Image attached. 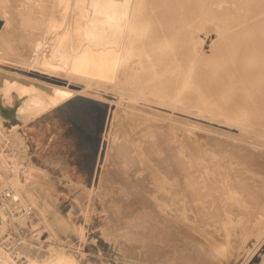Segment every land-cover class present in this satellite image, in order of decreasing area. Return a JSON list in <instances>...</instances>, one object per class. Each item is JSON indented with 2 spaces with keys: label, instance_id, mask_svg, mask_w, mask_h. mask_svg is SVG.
<instances>
[{
  "label": "rangeland",
  "instance_id": "rangeland-1",
  "mask_svg": "<svg viewBox=\"0 0 264 264\" xmlns=\"http://www.w3.org/2000/svg\"><path fill=\"white\" fill-rule=\"evenodd\" d=\"M7 19L0 6V46L11 59L0 57V69L18 73L17 80L36 69L60 77L50 79L54 85L110 103L103 107L75 96L51 109L31 90L18 88V81L0 78V109L10 111L0 110V127L9 134L14 127L26 128L30 147L18 144L29 161L25 169H35L41 188L39 207L32 205L33 226L46 241L31 247L40 257L63 251L78 264H263V132L229 126L219 115L142 103L136 104L138 111L155 112L165 121L133 120L124 108L130 103L116 109L119 97L112 84L92 87L61 68L31 62L32 56L19 60L26 57L8 36ZM214 30L199 33L197 56L209 68L222 36ZM6 94L26 117L16 116ZM75 99L78 104L66 111L63 106ZM58 162L62 167L52 164ZM69 183L79 191L70 192ZM84 188L90 198H78Z\"/></svg>",
  "mask_w": 264,
  "mask_h": 264
},
{
  "label": "bare ground",
  "instance_id": "bare-ground-1",
  "mask_svg": "<svg viewBox=\"0 0 264 264\" xmlns=\"http://www.w3.org/2000/svg\"><path fill=\"white\" fill-rule=\"evenodd\" d=\"M0 6L11 26L8 36L26 57L19 60L32 56L31 62L61 68L92 87L112 84L119 97L116 109L130 103L124 108L133 120L165 121L155 112L138 111L135 106L142 103L173 112L219 115L229 126L242 124L264 133V0H0ZM212 29L222 36L209 68L197 53L199 33ZM0 57L11 61L3 45ZM26 73L31 76L17 80L18 73L0 69V78L7 84L18 81V88L31 90L47 108L56 109L75 96L110 106L106 100L85 97V91L67 90L50 81L60 77L36 69ZM218 83L222 85L217 87ZM40 86L49 88L51 95H40ZM5 100L14 107V98L6 94ZM78 102L63 108L69 111ZM14 112L22 118L28 113L16 108ZM22 129L26 130L14 127L10 137L17 146L28 147ZM34 170L26 168L23 177L7 178L5 185L22 203L39 207L41 188ZM68 186L70 192L79 191L74 183ZM90 196L84 188L78 198ZM29 252L28 264H78L63 251L43 257L37 250Z\"/></svg>",
  "mask_w": 264,
  "mask_h": 264
},
{
  "label": "built area",
  "instance_id": "built-area-1",
  "mask_svg": "<svg viewBox=\"0 0 264 264\" xmlns=\"http://www.w3.org/2000/svg\"><path fill=\"white\" fill-rule=\"evenodd\" d=\"M22 148L0 127V264H28L29 249L42 245L43 233L34 227L36 209L22 203L15 192L5 185L7 178L24 176L26 160L20 161Z\"/></svg>",
  "mask_w": 264,
  "mask_h": 264
},
{
  "label": "water",
  "instance_id": "water-1",
  "mask_svg": "<svg viewBox=\"0 0 264 264\" xmlns=\"http://www.w3.org/2000/svg\"><path fill=\"white\" fill-rule=\"evenodd\" d=\"M38 89L37 90H39V93H40V95H42V93L43 94H45V92H46V94H48V95H51L50 93H49V88H47V87H43V86H40V87H37ZM1 112H3L4 114H7V111L8 112H10L9 110H7V108L6 107H1Z\"/></svg>",
  "mask_w": 264,
  "mask_h": 264
}]
</instances>
